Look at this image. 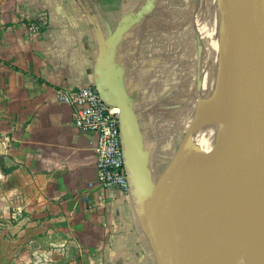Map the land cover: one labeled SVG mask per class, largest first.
Masks as SVG:
<instances>
[{
    "label": "crops",
    "instance_id": "0c3cea01",
    "mask_svg": "<svg viewBox=\"0 0 264 264\" xmlns=\"http://www.w3.org/2000/svg\"><path fill=\"white\" fill-rule=\"evenodd\" d=\"M177 1L0 0V132L11 139L0 146V264H160L146 205L194 118L189 25L178 24L189 4ZM210 22L198 26L203 73L208 42L222 38ZM90 84L135 110L127 192L99 186L93 137L57 98L61 86Z\"/></svg>",
    "mask_w": 264,
    "mask_h": 264
},
{
    "label": "water",
    "instance_id": "95a60500",
    "mask_svg": "<svg viewBox=\"0 0 264 264\" xmlns=\"http://www.w3.org/2000/svg\"><path fill=\"white\" fill-rule=\"evenodd\" d=\"M243 5L246 10L241 20ZM228 19L232 25L227 27V32L236 39L232 44L236 54L223 102L226 121L223 122L221 143L210 153L201 145L189 146L196 114L178 151L155 183L146 205V225L160 264H193L185 232L192 214L190 201L204 173L216 171L211 183L223 188L234 172L246 164L264 170V0H245L238 16ZM96 85L110 104L120 108L122 143L127 151L126 139L135 136L137 131L135 110L126 99L107 96ZM215 151L214 156L208 158ZM222 218L223 215L214 225L200 262L212 264L211 259L216 257Z\"/></svg>",
    "mask_w": 264,
    "mask_h": 264
},
{
    "label": "bare ground",
    "instance_id": "6f19581e",
    "mask_svg": "<svg viewBox=\"0 0 264 264\" xmlns=\"http://www.w3.org/2000/svg\"><path fill=\"white\" fill-rule=\"evenodd\" d=\"M244 1L229 0L233 16L239 14ZM235 40L233 37L222 36L220 40L209 41L206 47V66L210 71V79L209 84H203L201 103L189 146L201 145L208 153L219 147L224 133L223 122L225 123L226 116L223 102L236 54L232 51ZM215 153L216 151L211 153L208 158ZM215 175L216 171L213 170L203 174L190 201V209L195 217L187 226L185 240L193 256V264H209L200 262V258L214 232V225L222 215L223 222L218 227L221 232L218 251L211 263L264 264V170L255 168L253 164H246L234 172L223 188L212 185ZM200 199L207 200L203 207L205 211L202 224L208 228L203 232L198 228L202 214ZM254 223L257 224L256 228ZM198 235L199 240H196Z\"/></svg>",
    "mask_w": 264,
    "mask_h": 264
},
{
    "label": "built area",
    "instance_id": "2783aa9c",
    "mask_svg": "<svg viewBox=\"0 0 264 264\" xmlns=\"http://www.w3.org/2000/svg\"><path fill=\"white\" fill-rule=\"evenodd\" d=\"M40 19L41 16L29 19L28 29L31 34L41 30ZM57 98L73 106L75 127L93 137L91 144L96 156L99 186L107 189L117 187L127 192L129 180L121 138L120 108L110 104L96 84L61 86L57 89ZM10 141L8 135L0 132V146L7 147Z\"/></svg>",
    "mask_w": 264,
    "mask_h": 264
},
{
    "label": "rangeland",
    "instance_id": "374dc122",
    "mask_svg": "<svg viewBox=\"0 0 264 264\" xmlns=\"http://www.w3.org/2000/svg\"><path fill=\"white\" fill-rule=\"evenodd\" d=\"M224 1L225 0H218V3H216L215 8L214 9L212 8L211 10H210V5H209L208 9L206 8L205 0H186V1L185 0H178L177 1L179 10L183 9L185 2H188V4H189L188 13H186V14L179 13L178 14V24L179 25L180 24L189 25V31H188V34H189V36H188V41H189V108L191 109L193 116H195L197 114L200 103H201V93H202V89H203L202 82L204 84L205 83L209 84V79H210V71L205 70V72L203 73V70L200 68L199 51H200V46H201L202 42H201V39L199 36L198 26L203 22H210L211 21L210 22L211 26L209 29L210 34L217 35L218 33H220L221 36H223L224 32L227 31V27L232 25L229 22V19L226 17V12H225L226 6L224 4L225 3ZM222 2H224V3H222ZM245 10H246V6L243 5L242 11L240 14L241 20H243V18L245 16ZM214 12H215V15H213ZM178 30L180 31L179 28H178ZM184 32L185 31H183V33ZM218 36H219V34H218ZM218 36H216V37H218ZM179 41H181L180 37H179ZM202 76H203V80H202ZM173 121H175V120H173ZM184 129H185V127L183 125L182 126L177 125L176 132L178 134V138L180 137V135L182 133H184L183 132ZM174 131H175V129L172 128L171 132H174ZM180 144H181V142L179 140L175 141V143L170 144L171 149H170V152L168 151V153L170 154V156L168 157L169 163L171 162L172 158L175 156V153L178 151ZM165 145L168 146V144H165ZM169 163L167 164V166L169 165ZM199 201H200L199 203L202 207V209H200L202 212H200V213H202V214L198 213L201 215V224L199 223L198 228H199L200 232L201 231L203 232V231H207V228H208L207 226L202 224L203 223V219H202L203 216L202 215H203V212L205 211V209L203 207L207 204V200L200 199ZM194 217H195V215L192 213L191 218L189 219V222H188V226L192 223L191 221H193ZM255 225L256 224H254V227H255ZM212 234H213V232L211 233V235ZM200 235L202 236L201 233H200ZM198 237H199V235L197 236V238ZM207 257L211 258V255L208 254ZM253 263L254 262L249 263V264H253Z\"/></svg>",
    "mask_w": 264,
    "mask_h": 264
}]
</instances>
